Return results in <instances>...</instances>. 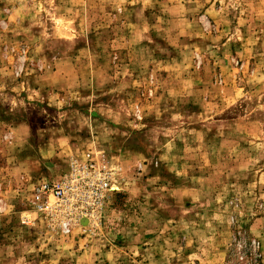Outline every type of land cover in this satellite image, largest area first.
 I'll return each instance as SVG.
<instances>
[{
	"label": "rangeland",
	"instance_id": "374dc122",
	"mask_svg": "<svg viewBox=\"0 0 264 264\" xmlns=\"http://www.w3.org/2000/svg\"><path fill=\"white\" fill-rule=\"evenodd\" d=\"M88 154L65 234L36 187ZM0 264H264V0H0Z\"/></svg>",
	"mask_w": 264,
	"mask_h": 264
},
{
	"label": "built area",
	"instance_id": "2783aa9c",
	"mask_svg": "<svg viewBox=\"0 0 264 264\" xmlns=\"http://www.w3.org/2000/svg\"><path fill=\"white\" fill-rule=\"evenodd\" d=\"M83 162L74 160L70 172L56 181H41L36 187L43 201L39 206L54 227L68 234L83 221L93 222L103 207L107 193L113 189L112 170L106 161L95 160L88 154ZM54 199L53 202L49 198Z\"/></svg>",
	"mask_w": 264,
	"mask_h": 264
},
{
	"label": "bare ground",
	"instance_id": "6f19581e",
	"mask_svg": "<svg viewBox=\"0 0 264 264\" xmlns=\"http://www.w3.org/2000/svg\"><path fill=\"white\" fill-rule=\"evenodd\" d=\"M85 223H87V221Z\"/></svg>",
	"mask_w": 264,
	"mask_h": 264
},
{
	"label": "water",
	"instance_id": "95a60500",
	"mask_svg": "<svg viewBox=\"0 0 264 264\" xmlns=\"http://www.w3.org/2000/svg\"><path fill=\"white\" fill-rule=\"evenodd\" d=\"M86 221H84V223H85Z\"/></svg>",
	"mask_w": 264,
	"mask_h": 264
}]
</instances>
